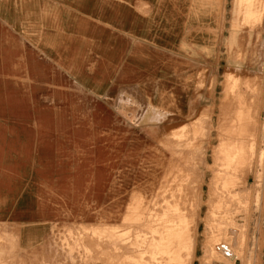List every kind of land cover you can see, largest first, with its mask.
<instances>
[{
    "label": "crops",
    "instance_id": "1",
    "mask_svg": "<svg viewBox=\"0 0 264 264\" xmlns=\"http://www.w3.org/2000/svg\"><path fill=\"white\" fill-rule=\"evenodd\" d=\"M225 2L0 0V238L28 259L56 227L124 215L171 127L137 121L190 116ZM255 50L246 81L264 78V39Z\"/></svg>",
    "mask_w": 264,
    "mask_h": 264
},
{
    "label": "rangeland",
    "instance_id": "2",
    "mask_svg": "<svg viewBox=\"0 0 264 264\" xmlns=\"http://www.w3.org/2000/svg\"><path fill=\"white\" fill-rule=\"evenodd\" d=\"M215 13L205 27L219 53L206 50L190 116L149 111L137 121L171 127L124 215L56 227L28 259L0 238V264H264V78L245 74L252 40L259 52L264 39V0H226Z\"/></svg>",
    "mask_w": 264,
    "mask_h": 264
},
{
    "label": "bare ground",
    "instance_id": "3",
    "mask_svg": "<svg viewBox=\"0 0 264 264\" xmlns=\"http://www.w3.org/2000/svg\"><path fill=\"white\" fill-rule=\"evenodd\" d=\"M245 3L247 4L248 3V1H245ZM244 3V4H245ZM243 4V3H242ZM243 6H245V5H243ZM243 11V10H242ZM241 14V13H240ZM241 17V16H240ZM241 20H243V18H240ZM237 21H239L238 19H237ZM241 23H243L242 21H240ZM236 25H238V26H240V24H238V22H237V24ZM242 25V24H241ZM245 25V24H244ZM239 28V27H238ZM234 31V30H233ZM234 33V32H233ZM242 34V33H241Z\"/></svg>",
    "mask_w": 264,
    "mask_h": 264
}]
</instances>
